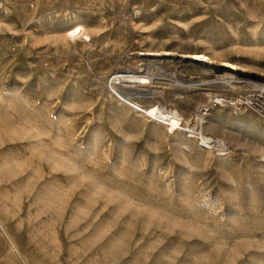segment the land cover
<instances>
[{"label":"rangeland","instance_id":"obj_1","mask_svg":"<svg viewBox=\"0 0 264 264\" xmlns=\"http://www.w3.org/2000/svg\"><path fill=\"white\" fill-rule=\"evenodd\" d=\"M259 93L264 0H0V264H264Z\"/></svg>","mask_w":264,"mask_h":264},{"label":"bare ground","instance_id":"obj_2","mask_svg":"<svg viewBox=\"0 0 264 264\" xmlns=\"http://www.w3.org/2000/svg\"><path fill=\"white\" fill-rule=\"evenodd\" d=\"M67 35L72 38H82V39H86L87 35L85 33L82 32L81 27H75L73 29H71ZM191 58L195 61H200V62H205L208 59L201 54H195L192 55ZM222 66H225L227 68H232L233 67L231 65H229L228 63H224L222 64ZM176 77V76H175ZM127 79H130L132 82H136L139 85H142L144 83L147 82V80L145 78H140L139 76H135V75H130V74H118V75H113L112 77H110V79L108 80V85L110 87V89L112 90V92L116 95L122 96L123 98L126 96L124 93H122L121 91H119L117 88L114 87V84H118L121 83ZM164 77L162 76H158L155 77L156 82H159L160 80H163ZM233 82V80H221V79H215L213 81H209V82H196V83H189V84H183V83H177L176 86H178L179 88L183 89V90H187V89H191L195 86H203V85H210V84H217V85H231V83ZM121 98V97H120ZM144 113H146L149 116H157L158 118H160L161 120H165L167 121L168 125H171L173 127L178 126L179 124V117L177 115H175V113L172 114H165L163 112H161L157 107L155 106H150L147 108L143 109ZM192 129V128H191ZM202 141L204 143H210V140L207 138H203L202 137Z\"/></svg>","mask_w":264,"mask_h":264},{"label":"built area","instance_id":"obj_3","mask_svg":"<svg viewBox=\"0 0 264 264\" xmlns=\"http://www.w3.org/2000/svg\"><path fill=\"white\" fill-rule=\"evenodd\" d=\"M263 94L259 93L255 96H253L252 99L247 100L246 104H250L254 109L257 110H264V107L262 106V98H263ZM262 113H264V111H262Z\"/></svg>","mask_w":264,"mask_h":264}]
</instances>
